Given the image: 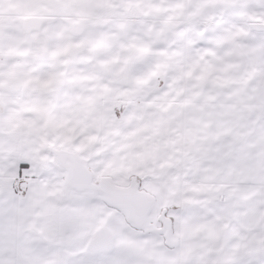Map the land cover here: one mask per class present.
Wrapping results in <instances>:
<instances>
[{
  "label": "crops",
  "instance_id": "obj_1",
  "mask_svg": "<svg viewBox=\"0 0 264 264\" xmlns=\"http://www.w3.org/2000/svg\"><path fill=\"white\" fill-rule=\"evenodd\" d=\"M177 4L0 0L4 117L98 186L0 179V264H264V0Z\"/></svg>",
  "mask_w": 264,
  "mask_h": 264
},
{
  "label": "rangeland",
  "instance_id": "obj_2",
  "mask_svg": "<svg viewBox=\"0 0 264 264\" xmlns=\"http://www.w3.org/2000/svg\"><path fill=\"white\" fill-rule=\"evenodd\" d=\"M177 1L178 0H172V5H173L172 13H174V15H176L179 8V4H177ZM128 2H130V0H128ZM182 15L178 18L174 16L173 19L174 21L168 22L167 24H163V20H159L158 23L152 22L150 25L154 26L156 34L160 35V38L165 33H167L168 35L170 32H176L178 30V34L174 37L172 42L174 44L179 43L182 40L181 39L177 40L176 37L180 36L185 31L186 21H187L186 17ZM159 76L157 77L158 81L165 79L162 74ZM3 104H4L3 102H0V179L14 178L18 180L19 170L23 169L25 173L31 174L36 169L35 166L41 164L44 161H47L46 164H48L49 167V170L43 173L44 175L50 174V172L53 173V175L54 173L57 174L60 173L62 178L65 179L64 174H66V178H67V171L60 163V160L72 155L73 157L69 158L70 162L68 161V163H71L74 162V160L79 157L75 153L73 154L71 153V151H67L65 148H63L65 152L57 151L56 153L54 148L46 149L47 147L46 148L41 147L39 150L37 149L31 150V144L33 143V141L35 142L37 137L40 136L41 139H44V136H42L44 121L38 120L36 121V124H34L32 127H29L31 125L30 123L33 122V120H26L24 121L25 126L22 128L21 124L23 122L21 121L18 122L15 119L9 121L4 117L2 111L4 109ZM17 141H19L21 144V149L19 153L15 147L18 144ZM64 147H68V146H64ZM19 155L21 158H19ZM43 157L45 160H43ZM56 158H58L57 159L58 161L56 160ZM41 168L38 167L37 171ZM19 187L21 188L20 185ZM18 192H20L19 189ZM187 209H188V204L187 203L183 204V208L182 210H180L181 216L185 215ZM198 235L199 234H195V235L191 234L186 238V240H194L195 243H197L199 239Z\"/></svg>",
  "mask_w": 264,
  "mask_h": 264
},
{
  "label": "water",
  "instance_id": "obj_3",
  "mask_svg": "<svg viewBox=\"0 0 264 264\" xmlns=\"http://www.w3.org/2000/svg\"><path fill=\"white\" fill-rule=\"evenodd\" d=\"M60 163L67 171V181L69 182V184L75 186L78 189L98 188V186L91 183L90 172L85 167H83L78 158L74 160V163H66L62 160H60ZM101 188L102 187H100V189ZM102 190L112 197H117L116 193L113 191H109L105 188H102Z\"/></svg>",
  "mask_w": 264,
  "mask_h": 264
},
{
  "label": "trees",
  "instance_id": "obj_4",
  "mask_svg": "<svg viewBox=\"0 0 264 264\" xmlns=\"http://www.w3.org/2000/svg\"><path fill=\"white\" fill-rule=\"evenodd\" d=\"M20 182L24 183V182H23V180H22V181H20ZM20 182H19V185H20Z\"/></svg>",
  "mask_w": 264,
  "mask_h": 264
}]
</instances>
